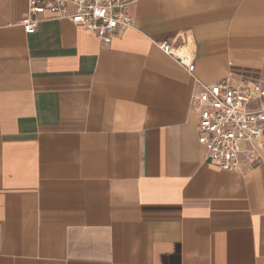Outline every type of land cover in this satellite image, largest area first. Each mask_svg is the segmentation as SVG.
Listing matches in <instances>:
<instances>
[{
    "label": "crops",
    "instance_id": "1",
    "mask_svg": "<svg viewBox=\"0 0 264 264\" xmlns=\"http://www.w3.org/2000/svg\"><path fill=\"white\" fill-rule=\"evenodd\" d=\"M28 12L0 0V264H264V162L211 163L191 104L264 81V0H139L111 42Z\"/></svg>",
    "mask_w": 264,
    "mask_h": 264
},
{
    "label": "built area",
    "instance_id": "2",
    "mask_svg": "<svg viewBox=\"0 0 264 264\" xmlns=\"http://www.w3.org/2000/svg\"><path fill=\"white\" fill-rule=\"evenodd\" d=\"M138 1L28 0L29 12L22 24L27 33L36 31L38 14L48 7L59 18L82 24L111 42L120 28L131 26L127 10ZM160 46L193 70L192 59L173 53L167 41ZM191 104L198 114L199 143L211 163L223 170L241 171L264 162V81L233 76L210 84L196 80Z\"/></svg>",
    "mask_w": 264,
    "mask_h": 264
},
{
    "label": "bare ground",
    "instance_id": "3",
    "mask_svg": "<svg viewBox=\"0 0 264 264\" xmlns=\"http://www.w3.org/2000/svg\"><path fill=\"white\" fill-rule=\"evenodd\" d=\"M171 50H172V49H171ZM173 51H174L175 53L181 55V56H184V54H185L184 52L186 51V48L183 47V50H182V51L178 50L177 48H173Z\"/></svg>",
    "mask_w": 264,
    "mask_h": 264
}]
</instances>
